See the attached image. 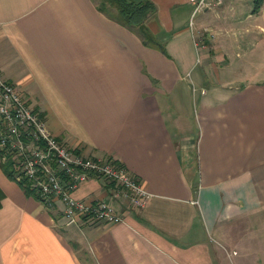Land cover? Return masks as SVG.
<instances>
[{"label":"crops","instance_id":"obj_1","mask_svg":"<svg viewBox=\"0 0 264 264\" xmlns=\"http://www.w3.org/2000/svg\"><path fill=\"white\" fill-rule=\"evenodd\" d=\"M126 1L155 5L166 52L108 0H0L3 75L57 137L150 193L134 208L91 175L75 196L126 221L70 223L0 164V264H264V0H214L196 21L189 0Z\"/></svg>","mask_w":264,"mask_h":264},{"label":"built area","instance_id":"obj_2","mask_svg":"<svg viewBox=\"0 0 264 264\" xmlns=\"http://www.w3.org/2000/svg\"><path fill=\"white\" fill-rule=\"evenodd\" d=\"M189 1L194 5L192 18L210 9L214 2ZM193 34L195 44L199 45L197 32L193 31ZM0 160L13 161L16 179L28 180L46 206L52 207L56 200H60L70 223L83 218L88 222L126 221L124 214L103 199L93 202L75 196L76 188L91 175L116 182L120 187L115 190V196L126 197L134 208L143 206L150 195L135 173L114 156L85 155L57 137L48 127L45 117L34 110L26 95L1 70Z\"/></svg>","mask_w":264,"mask_h":264},{"label":"trees","instance_id":"obj_3","mask_svg":"<svg viewBox=\"0 0 264 264\" xmlns=\"http://www.w3.org/2000/svg\"><path fill=\"white\" fill-rule=\"evenodd\" d=\"M108 1L110 2L111 6L115 9L114 15L111 14L113 18H115L118 22L131 29L138 28L143 35V41L146 45L159 47L161 50L166 52V48L155 41V35L149 31V28L146 25V20L156 12V7L153 3H151L150 1L138 3L127 2L126 0ZM262 2L263 0H253V13L258 11ZM0 164L3 170L10 178L17 180L15 164L13 161L8 160L0 162ZM18 182L23 185L27 192L34 193L36 197L42 200L41 196L36 194V191L30 187L28 180H20Z\"/></svg>","mask_w":264,"mask_h":264},{"label":"rangeland","instance_id":"obj_4","mask_svg":"<svg viewBox=\"0 0 264 264\" xmlns=\"http://www.w3.org/2000/svg\"><path fill=\"white\" fill-rule=\"evenodd\" d=\"M196 17H197V16H196ZM196 17H195V18H192L191 21H192V20H193V21H194V20L196 21V19H197Z\"/></svg>","mask_w":264,"mask_h":264}]
</instances>
